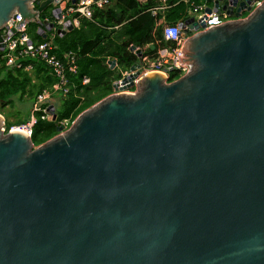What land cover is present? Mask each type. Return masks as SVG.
<instances>
[{
    "label": "water",
    "instance_id": "1",
    "mask_svg": "<svg viewBox=\"0 0 264 264\" xmlns=\"http://www.w3.org/2000/svg\"><path fill=\"white\" fill-rule=\"evenodd\" d=\"M70 1L0 0V30L18 12L44 33ZM188 22L183 77L148 73L39 146L0 122V264H264V4Z\"/></svg>",
    "mask_w": 264,
    "mask_h": 264
},
{
    "label": "trees",
    "instance_id": "2",
    "mask_svg": "<svg viewBox=\"0 0 264 264\" xmlns=\"http://www.w3.org/2000/svg\"><path fill=\"white\" fill-rule=\"evenodd\" d=\"M207 1L212 5L215 0ZM163 5L160 0H111L104 8H94L92 18L80 17L79 27L64 35H55V53L62 57L69 51L76 52L77 71L68 73L69 92L59 95L57 119H42L38 113L31 136L35 146L59 133L58 122L71 123L113 92L114 82L138 61L136 53L130 49L132 45L145 49V54L153 57L160 46L167 44L162 27L156 26L158 18L163 15L169 23H180L187 18V6L177 0H167L164 9L153 13L155 7ZM39 28L40 24L29 22L28 34L33 41L48 40L50 35L44 37V33L38 32ZM113 59L117 61L114 69L108 63ZM23 63L21 68H8L5 60H0V111L10 106L15 98H31L34 102L40 92L57 82L56 75L43 61L27 58ZM29 64L33 67L30 71L25 69ZM170 77L173 81L178 74L173 73ZM84 78L89 81L84 83ZM12 125L6 122L7 132Z\"/></svg>",
    "mask_w": 264,
    "mask_h": 264
},
{
    "label": "built area",
    "instance_id": "3",
    "mask_svg": "<svg viewBox=\"0 0 264 264\" xmlns=\"http://www.w3.org/2000/svg\"><path fill=\"white\" fill-rule=\"evenodd\" d=\"M145 2L147 0H139ZM165 4L167 0H162ZM110 3V0H77L76 3L71 1L67 3L65 9H62V17L48 16L50 22L54 23V27L51 29V35L48 40L42 42H35L28 34L29 22H26L20 28L19 25L22 15L18 12L13 14V17L9 19L6 25L0 30V60H5L6 67L8 68H21L24 67L23 60L30 58L43 61L56 75L57 82L50 89H45L40 92L32 105V113L27 121L12 125L10 131H22L29 137L32 136L34 126L38 120V113H40L42 119H52L53 115L50 113L51 105H55L52 101L56 94L66 95L69 92V76L68 73H74L77 71V54L76 52L69 51L64 53L60 57L55 50L57 45L54 43L55 35L57 34L58 28L67 29L66 18L71 14H78L82 17L92 18L94 8H104ZM177 3H184L188 9V17L180 23H169L167 19L162 15L157 20L156 26H161L163 30L164 40L167 42L166 45L160 46L156 52V55L151 57L144 54L143 49L136 47L132 50L137 54L138 50L142 51L140 58V67L137 68L139 75L134 79V84L125 89L113 90L114 94L127 93L136 94L137 84L139 81L148 73L159 72L164 74L168 81L170 76L175 73L178 77H183L189 73L193 65L191 63L182 64L181 58H185V52H182L185 42L189 36L190 23H185L190 18H194L200 25L197 30L207 31L211 28L221 26L234 20H243L252 15L259 7L264 4V0H250L248 4L242 9V16L236 18L228 13L226 10H216L215 5L210 6L205 1L199 0H177ZM250 7V10L247 7ZM211 7L212 11L207 12V8ZM164 9V6L155 7L153 13ZM74 25L79 24L78 18L72 20ZM185 23L184 26H181ZM39 32V31H38ZM4 35H7L6 39H1ZM138 56V55H137ZM26 70L30 71L33 69L32 64L25 67ZM130 74V71L126 72L123 77ZM122 77V78H123ZM122 78L115 81L119 86H124ZM89 81L88 78H84V83ZM56 107V105H55ZM66 128L74 122L69 123L68 121H62ZM3 129L7 133L6 124H3Z\"/></svg>",
    "mask_w": 264,
    "mask_h": 264
},
{
    "label": "rangeland",
    "instance_id": "4",
    "mask_svg": "<svg viewBox=\"0 0 264 264\" xmlns=\"http://www.w3.org/2000/svg\"><path fill=\"white\" fill-rule=\"evenodd\" d=\"M52 101L55 103L56 107L59 106V94H56ZM32 105L33 101L31 98H24L23 100L15 98L14 102L10 106L6 107L3 111H0V122H4L5 124L8 122L15 125L20 124V121L29 119L32 113Z\"/></svg>",
    "mask_w": 264,
    "mask_h": 264
},
{
    "label": "crops",
    "instance_id": "5",
    "mask_svg": "<svg viewBox=\"0 0 264 264\" xmlns=\"http://www.w3.org/2000/svg\"><path fill=\"white\" fill-rule=\"evenodd\" d=\"M199 1H205L208 5H210V4L208 3L207 0H199ZM140 2H141V1H140ZM160 2H161V4H164V3L162 2V0H160ZM110 3H111V0H110ZM110 3H109V4H110ZM165 4H166V3H165ZM165 4H164L163 6H165ZM213 5H215V1H214V3H213L212 5H210V6H213ZM74 15H75V14L68 15V17H67L66 19H71V18H72L71 20H74L75 18H78V20H79V24H78V25H74V27H79V25H80V17H82V16L78 15L77 17H73ZM188 15H189V13H188V9H187V17H188ZM48 16L50 17L51 14H49ZM85 18H86V17H85ZM74 24H75V23H74ZM49 31H51V30H47V29H46V30L44 31V34H47V36H48V35H51L52 32L49 34ZM67 32H68V31H67ZM67 32H66V33H67ZM57 33H58V32H57ZM66 33H65V34H66ZM63 35H64V34H63ZM146 47H147V46H146ZM146 47H145V48H146ZM139 48H140V47H139ZM141 49H143V48H141ZM131 51H132V50H131ZM143 51H144V54H145V49H143ZM136 55H137V54H136ZM137 57H138V56H137ZM109 61H111V60H109ZM139 61H140V58L138 57V62H139ZM108 63H109V62H108ZM116 66H117V65H116ZM128 71H130V70H128ZM128 71H125V72L123 73V76H124L125 73L128 72ZM116 81H117V80H116ZM114 83H115V82H114ZM113 90H114V87H113ZM112 93H113V92H112ZM112 93H111V94H112Z\"/></svg>",
    "mask_w": 264,
    "mask_h": 264
}]
</instances>
